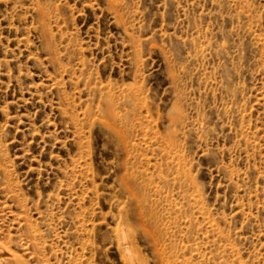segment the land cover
<instances>
[{
    "label": "rangeland",
    "instance_id": "rangeland-1",
    "mask_svg": "<svg viewBox=\"0 0 264 264\" xmlns=\"http://www.w3.org/2000/svg\"><path fill=\"white\" fill-rule=\"evenodd\" d=\"M0 247L264 264V0H0Z\"/></svg>",
    "mask_w": 264,
    "mask_h": 264
},
{
    "label": "bare ground",
    "instance_id": "bare-ground-1",
    "mask_svg": "<svg viewBox=\"0 0 264 264\" xmlns=\"http://www.w3.org/2000/svg\"><path fill=\"white\" fill-rule=\"evenodd\" d=\"M121 232H119L120 235H121ZM128 238H130V237H128ZM128 238L126 236H122V241L124 244H126L129 241ZM125 251H127V249ZM130 261H133V260H130ZM18 263L19 262L16 261V259L11 255V253L9 254L8 251H5L4 249H1V247H0V264H18ZM137 263L135 262V263H131V264H137Z\"/></svg>",
    "mask_w": 264,
    "mask_h": 264
}]
</instances>
